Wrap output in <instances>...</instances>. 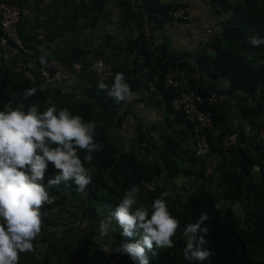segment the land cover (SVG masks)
Segmentation results:
<instances>
[{
    "label": "trees",
    "instance_id": "16d2710c",
    "mask_svg": "<svg viewBox=\"0 0 264 264\" xmlns=\"http://www.w3.org/2000/svg\"><path fill=\"white\" fill-rule=\"evenodd\" d=\"M106 1L80 0L78 8H84L87 14L101 13L105 10ZM4 2L20 5L19 0ZM70 2L73 0H66L67 4ZM217 2L224 10L231 8L228 0ZM134 3L138 11L132 10ZM118 6L122 9L123 21L139 17L141 26H144L146 21L155 22L158 26L171 22L168 17L169 11L184 7L181 4L176 6L166 4L161 0H119ZM67 22L73 26L75 21L67 19ZM222 28L221 35L217 36L213 43L216 49L215 56L203 52L198 59L199 69L215 82L221 79L230 82L229 90H218L219 94L229 95L233 91H239L245 95L240 103V116L246 121L244 125L233 128L230 119L221 108V103L215 104L211 101L208 93L214 85L207 87L200 85L193 79V70L188 63H175L182 58L181 55L170 56L166 50L167 46L152 49L144 34L133 43V49L137 48V58L142 60L139 64L134 63L135 70L126 71L125 67L114 68L116 73L124 74L132 93L140 91L145 85V80L157 78L156 87L162 96L160 106H165L167 111L176 117L178 123L184 126L185 131L179 134L180 137L183 135L182 138L189 137L188 132H192V126L172 109L171 102L178 95V91L166 84V77L176 69L190 73L185 78L186 86L182 88L196 91L204 97L202 108L212 114L214 122V128L207 132V136L210 146L208 157L220 158L218 170L221 178L216 189H210L205 185L191 189L187 185L175 184V180L180 176L189 178L195 175L194 169L187 170L182 167L185 160L189 161L192 168L203 165L205 160H200L194 153L187 152L173 137L163 136L161 144L148 137L145 125L133 112L132 107L127 106V102L116 104L105 91L99 90L97 78L96 84L91 87L74 86L67 92L62 86L44 84L33 70L23 71L19 68L23 74L14 75L9 68L0 65V110L9 102L13 107L23 103L25 109L28 105L39 102L43 111L51 101L57 105L58 110L67 108L72 114L81 116L85 122L94 121L97 126L95 141L102 145V151L93 153L94 159L84 165L92 179L87 188L88 195L78 194L72 182H69V185L61 184L50 188L48 189L50 194L58 199L52 205H44L42 213L62 215L61 207L75 200L76 212L72 214L71 222L86 220L95 229H100V221L115 210L123 193L131 186L136 185L140 188L136 206L144 204L150 207L154 199L159 198L164 191H170L173 195L166 197L165 202L172 215L180 222V227L173 237V248L157 249L155 256L151 252L148 253L150 264H198L184 258L185 240L182 232L185 225L195 222L202 211L207 212L209 216V220L205 222L209 228V235L206 237L209 244L205 247H211L215 253L211 260L205 261L204 264H264V145L258 139L259 131L264 129V45L257 48L247 42L251 35L264 38V0H246L235 10L234 16L222 24ZM0 36L5 38L21 57L20 52L5 37L1 28ZM23 39L25 41L24 37ZM157 52L160 53L157 55ZM88 53L87 50L74 47L67 55L58 57L70 68L76 64L84 68V75L71 82L92 74L87 69ZM95 54L103 58L102 55ZM114 76L103 81L111 87ZM32 87L38 89L37 93L24 100V90ZM40 88L44 90L40 91ZM130 117L135 120V135L125 141L122 131ZM232 132L238 133L239 144L226 152L222 139L224 134ZM79 155L83 160L85 152L81 150ZM55 174L54 166L49 164L41 183L47 188L48 180ZM200 176L204 177L205 173ZM165 179L172 183L169 184ZM146 182H154L156 189L152 192L146 191L144 188ZM215 205H219V208L215 209ZM61 220L63 219H56ZM110 235L114 238L111 240L115 245L111 246L108 253L127 258L130 264H134L129 255L119 251L122 244L134 242V239L123 237L121 229L115 222L110 225ZM106 239L109 241L110 238ZM37 241L39 240L36 239L34 243ZM33 250L20 253L18 264H52L51 253L40 258Z\"/></svg>",
    "mask_w": 264,
    "mask_h": 264
},
{
    "label": "crops",
    "instance_id": "0c3cea01",
    "mask_svg": "<svg viewBox=\"0 0 264 264\" xmlns=\"http://www.w3.org/2000/svg\"><path fill=\"white\" fill-rule=\"evenodd\" d=\"M19 1L22 8L20 31L26 43L37 52L38 57L47 53V59L58 58L67 55L74 47H80V49L102 55L103 59L115 69L125 67L126 71H133L135 70L134 63L142 62L137 58V48L133 49V43L144 34V38L146 37V41L151 44L152 49L167 46L166 50L170 56L181 55L182 58L175 63H188L193 70V79L200 85L204 87L214 85L212 90L219 95L221 108L230 119L233 128L246 124V121L240 116V103L245 95L239 91H233L229 95L219 94L218 90H229L230 82L226 79L217 82L211 80L200 71L198 64V59L203 52L209 56H215L216 49L213 43L223 31L222 24L229 21L234 16L235 10L241 7L246 0H228L231 4L229 10H224L218 4V0H161V2L173 6L184 5L189 13L187 21L174 22L171 20L161 26L155 22L148 23L147 21L144 26H141L139 24L142 22L139 17L123 21L122 9L118 6L119 0H107L103 12H89L88 14L84 8H78L80 0H73L69 4L66 3V0ZM132 10H139L135 3ZM67 19L75 21L74 25L68 24ZM208 23L212 26V33L204 28ZM159 53L157 52V55ZM20 58L17 51L5 38L0 36V65L9 68L14 75L23 74L17 64ZM188 75L190 73L176 69L166 79L174 78L181 87H184L186 86L185 78ZM96 82V77L93 74H88L86 77L75 82L70 81L62 87L70 92L74 86L91 87ZM157 82V78L145 80V85L140 91L133 92L132 100L127 101L126 105L132 107L133 112L145 125L148 137L155 142L161 144L163 136H170L180 142L187 152L195 154L193 131L188 132V138H182L183 135L180 137L179 134L185 131V128L178 123L173 114L167 111L165 106H160L162 96L157 90ZM134 124L135 120L132 117L128 118L122 131L125 141L134 137ZM147 127H155V129L148 130ZM200 160H205V163L192 168L195 171L193 177L180 176L174 183L179 186L186 185L187 180V182H191V186L201 183L200 185H205L210 189L218 188L221 178L218 170L220 158L207 156ZM186 162L189 163L188 160L184 161V163ZM204 173L205 176L201 177L200 174ZM195 178L198 180L196 181ZM165 181L167 180L165 179ZM167 182L172 183L171 181ZM212 184L215 188H212ZM61 214L50 213L43 217L42 230L36 237L39 241L37 243H34L36 239L32 241L35 244L33 251L40 258L42 255L51 253L52 264H130L127 258L108 253L109 246L105 245L103 240L108 236L103 235L101 231L98 232L99 228L95 229L86 220L80 225L81 219L72 223L73 213ZM60 218L63 220L56 221ZM56 223L59 224L56 225ZM108 233L110 230L106 234ZM42 234L45 238H40ZM43 238L44 240H42ZM109 242V245H115L114 242L110 240Z\"/></svg>",
    "mask_w": 264,
    "mask_h": 264
},
{
    "label": "clouds",
    "instance_id": "9594fccd",
    "mask_svg": "<svg viewBox=\"0 0 264 264\" xmlns=\"http://www.w3.org/2000/svg\"><path fill=\"white\" fill-rule=\"evenodd\" d=\"M247 42L259 48L264 38L251 35ZM39 63L47 65V53L39 57ZM97 88L116 104L131 101L134 95L120 72L115 74L111 87L101 80ZM37 91L36 87L25 89L23 99ZM96 127L94 121L85 122L67 108L58 110L51 101L43 111L39 102L26 109L23 103L13 107L9 102L0 110V264H18L20 253L33 250L32 241L40 234L46 216L41 209L54 199L48 189L72 182L78 194L88 195L92 179L84 165L94 159L93 153L102 151V145L95 141ZM81 150L85 152L83 160ZM49 164L56 174L46 188L41 181ZM139 193L136 185L125 191L115 210L100 221V231L106 234L115 222L123 237L134 239L122 244L119 251L129 255L134 264H150L149 252L155 256L157 249L174 247L173 237L180 222L165 202L173 195L170 191H164L150 207L136 206ZM208 220V213L202 211L195 222L185 225L182 237L186 260L204 264L215 255L211 247H205L209 244Z\"/></svg>",
    "mask_w": 264,
    "mask_h": 264
},
{
    "label": "built area",
    "instance_id": "2783aa9c",
    "mask_svg": "<svg viewBox=\"0 0 264 264\" xmlns=\"http://www.w3.org/2000/svg\"><path fill=\"white\" fill-rule=\"evenodd\" d=\"M168 17L174 22L187 21L189 13L185 7H179L170 10ZM21 19L22 8L19 4L0 0V28L5 37L21 54V59L17 63L18 68H21L23 71H35L42 82L48 86H63L71 80L84 75L85 70L81 65L76 64L70 68L54 57L47 59V65H41L35 50L23 39L20 31ZM211 27V24L208 23L204 28L209 33H212ZM86 60L88 71L99 81L116 74L114 67L105 59L98 57L94 52H89L86 55ZM166 82L168 86H172L178 91V95L172 100L171 106L175 113L184 117L192 126L196 157L199 159L206 158L210 154L207 132L213 130L214 122L212 114L202 108L204 97L196 91L182 88L174 78H167ZM208 94L212 102L215 104L219 103L220 97L215 91L210 89ZM258 139L264 145V129L259 131ZM222 143L223 149L226 152L236 148L239 144L238 133L224 134ZM183 168L191 170L192 166L186 162ZM144 188L146 191L152 192L156 189V184L154 182H146L144 183ZM57 199L54 196V199H51L46 205L54 204Z\"/></svg>",
    "mask_w": 264,
    "mask_h": 264
},
{
    "label": "rangeland",
    "instance_id": "374dc122",
    "mask_svg": "<svg viewBox=\"0 0 264 264\" xmlns=\"http://www.w3.org/2000/svg\"><path fill=\"white\" fill-rule=\"evenodd\" d=\"M202 182V181H201ZM185 184V183H184ZM201 184V183H200ZM200 184H197V183H195L193 186H191V182H187V180H186V185H188L189 187H191V189H194V188H196V187H198V185H200ZM211 185V184H210ZM212 188H215L214 187V184H212ZM219 191V190H218ZM76 201L75 200H71V201H69L68 202V205H65L64 207H61V209L60 210H62L63 212L62 213H74V212H76L75 210H76ZM57 211H59V210H57ZM82 224V222L80 223V225ZM93 225H94V223H93ZM110 228V227H109ZM110 230V229H109ZM98 232H100V229H99V231ZM103 235H107L110 239V241L112 242V240L111 239H113L114 240V238L112 237V235H110V233H108V234H105V233H102ZM42 237H44V235L42 234V236H40V238H42ZM104 240V244L105 245H107V246H109V249L111 248V246L112 245H109V241H108V239H103ZM108 249V248H107Z\"/></svg>",
    "mask_w": 264,
    "mask_h": 264
}]
</instances>
